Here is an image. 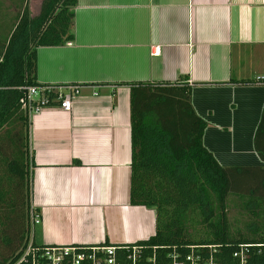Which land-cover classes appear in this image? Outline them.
<instances>
[{"label":"crops","instance_id":"crops-1","mask_svg":"<svg viewBox=\"0 0 264 264\" xmlns=\"http://www.w3.org/2000/svg\"><path fill=\"white\" fill-rule=\"evenodd\" d=\"M260 75L264 0H77L73 39L37 48L39 84L81 89L71 111L54 101L30 116L35 243L155 234V210L130 203L132 82L186 80L205 148L223 167L264 168Z\"/></svg>","mask_w":264,"mask_h":264},{"label":"trees","instance_id":"trees-1","mask_svg":"<svg viewBox=\"0 0 264 264\" xmlns=\"http://www.w3.org/2000/svg\"><path fill=\"white\" fill-rule=\"evenodd\" d=\"M16 1L20 11L14 18L0 7V264H10L25 247L29 214L37 213L31 205V121L25 103L28 87L39 84L37 48L73 39L77 4L44 0L32 17L27 2ZM128 85L130 203L155 210V234L139 243L159 248L217 243L219 264H240L233 253L243 244L250 249L246 264H264L257 253L264 247V168L223 167L205 148L207 123L193 107L186 80ZM260 126L255 147L264 160ZM229 214L238 216L236 224Z\"/></svg>","mask_w":264,"mask_h":264},{"label":"built area","instance_id":"built-area-1","mask_svg":"<svg viewBox=\"0 0 264 264\" xmlns=\"http://www.w3.org/2000/svg\"><path fill=\"white\" fill-rule=\"evenodd\" d=\"M159 52L155 48L154 54ZM264 82V75L256 78ZM79 84H38L28 87L25 103L30 116L54 101L64 111H71L74 98L80 93ZM55 94L50 96V94ZM29 232L25 247L17 253L10 264H219L216 255L220 250L217 243H188L159 248L147 243L125 244H37L34 227L41 223L40 216L29 214ZM249 246L240 244L233 253L240 264H246ZM264 257V247L257 251Z\"/></svg>","mask_w":264,"mask_h":264},{"label":"rangeland","instance_id":"rangeland-1","mask_svg":"<svg viewBox=\"0 0 264 264\" xmlns=\"http://www.w3.org/2000/svg\"><path fill=\"white\" fill-rule=\"evenodd\" d=\"M16 5L14 6L13 1L11 0H0L2 12H7L9 17L14 18L20 11V6L17 5V1L14 0ZM28 4L30 14L32 17H36L40 14L41 6L44 0H25ZM232 224H236V214H229ZM21 248V247H20ZM19 248V249H20Z\"/></svg>","mask_w":264,"mask_h":264}]
</instances>
